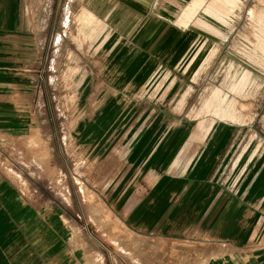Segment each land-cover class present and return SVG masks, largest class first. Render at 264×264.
<instances>
[{"label": "rangeland", "instance_id": "rangeland-1", "mask_svg": "<svg viewBox=\"0 0 264 264\" xmlns=\"http://www.w3.org/2000/svg\"><path fill=\"white\" fill-rule=\"evenodd\" d=\"M37 3L34 79L5 81L21 82L26 95L6 98L12 103L6 107L15 110L0 111V178L16 185L26 202L53 205L67 219L69 237L83 244L94 264H113L115 255L132 253V242L106 200L115 195L111 185L119 174L139 162L117 157L133 150L141 133L153 151L150 168L165 163L171 170L174 156L188 146L181 141L201 130L198 121L214 125L203 128L205 133L226 127L240 143L253 142L255 132L264 136V0ZM135 15L151 30L144 39L148 44L161 36L166 48L173 45L165 75L154 74L145 85L147 95H89L100 76H112L116 51L138 42L141 31L126 30ZM119 25L123 30H116ZM30 86L31 95L24 89ZM79 88L87 94L78 96ZM117 99L119 120L104 128L114 111L103 110L100 133L83 135V125ZM145 104L147 113L141 111ZM145 115L148 126L133 128ZM250 145L240 144V150Z\"/></svg>", "mask_w": 264, "mask_h": 264}, {"label": "crops", "instance_id": "crops-1", "mask_svg": "<svg viewBox=\"0 0 264 264\" xmlns=\"http://www.w3.org/2000/svg\"><path fill=\"white\" fill-rule=\"evenodd\" d=\"M37 4V0H0V111L15 110V105L6 107L12 104L6 98L26 95L21 82L14 86L5 81L34 79ZM137 17L126 30L141 31L138 42L116 51L112 76H100L89 95H147L145 85L154 74L165 75L173 45L166 48L161 36L148 44L144 39L151 30L148 24L142 28ZM116 30L123 28L119 25ZM80 75L79 80L84 78ZM24 89L31 95V86ZM83 90L76 94H87ZM121 99L102 105L94 119L81 126L82 134L100 133L97 119L103 110L114 111L104 128L118 121ZM148 108L145 104L141 111L147 113ZM139 117L132 127L143 131L148 116ZM198 122L196 128L201 130L181 141L188 146L174 156L172 170L165 163L150 168L153 151L143 133L133 150L117 157L139 162L119 174L111 185L115 195L106 200L105 206L132 242V253L115 255L113 264H264V136L255 132L253 142L240 143L228 136L226 127L205 133L203 128L214 125ZM249 143L253 146L240 150V144ZM20 192L0 178V264H94L83 244L69 237L64 227L68 221L53 205L43 208L26 202Z\"/></svg>", "mask_w": 264, "mask_h": 264}]
</instances>
